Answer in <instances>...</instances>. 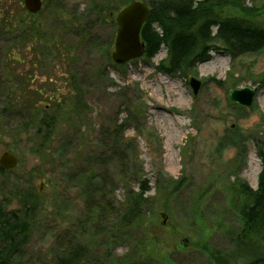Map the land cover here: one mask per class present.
Here are the masks:
<instances>
[{"label":"rangeland","instance_id":"374dc122","mask_svg":"<svg viewBox=\"0 0 264 264\" xmlns=\"http://www.w3.org/2000/svg\"><path fill=\"white\" fill-rule=\"evenodd\" d=\"M17 1L0 3V26L5 25L4 11L10 26L34 21L58 41L59 52L40 63L38 50L18 48L21 39L7 51L10 43H4L0 31L1 84L21 76L27 92L43 94L23 96V105L38 99L41 111L55 108L58 119L44 146L25 134L0 140V154L7 151L18 160L0 177L2 205L18 209L26 192L37 195L26 240L12 264H53L69 240L73 246L94 248L92 262L108 264L107 251L100 253L106 239L90 235L93 224L112 226L117 216H98L91 205L102 200L121 211L142 180L149 185L142 215L121 236L108 240L113 258H130L132 251L144 248L149 259L136 256L133 264H212L203 246L229 249L240 226L232 185L257 187L258 143L264 135V48L237 57L212 51L207 61L174 75L157 68L166 56L164 47L151 59L139 57L118 66L109 57L114 17L129 0H41L40 10L31 14L23 0L18 1L23 9ZM105 2L108 8L97 16L96 6ZM241 8L226 5L215 12L264 27V0H242ZM11 57H20L21 63L10 67ZM190 78L201 82L195 96ZM242 87L255 89L250 106L229 99L231 90ZM52 95L59 106L48 107ZM90 188L97 190L94 199H87ZM185 239L187 246L178 250Z\"/></svg>","mask_w":264,"mask_h":264},{"label":"trees","instance_id":"16d2710c","mask_svg":"<svg viewBox=\"0 0 264 264\" xmlns=\"http://www.w3.org/2000/svg\"><path fill=\"white\" fill-rule=\"evenodd\" d=\"M6 1L8 0H0V3ZM18 1L16 2L17 6L23 9L21 2ZM146 4L149 7V14L140 31L144 43L141 57L145 60L151 59L161 47H164L166 56L160 61L157 68L166 75L185 73L197 63L207 61L212 51L220 50L230 57H237L246 53H256L264 48V27L253 24L244 18L220 17L215 12L216 8L226 5H233L242 10V0H148ZM103 5V7L96 6L99 9L97 16L101 13L100 10L108 8L109 2H105ZM111 13L108 16L112 20ZM3 15L5 25H9L7 31H5V25L0 26L1 36L6 37L4 43H10L7 51L11 46H16L17 40L21 39L20 43L18 42V48L21 50L25 48L31 52L38 50L40 63L45 58L48 59L50 54L53 56L56 50L57 53L59 52L58 41L55 42L54 38L47 37L45 33H42L43 28L40 29L34 21L21 20L22 22L10 26L12 23L8 12L4 11ZM81 32L86 33L85 30H81ZM40 40H42L41 44H39ZM39 49L41 50L39 51ZM9 63L10 67L17 66L21 63V59L19 57L15 60L11 57ZM20 78L21 76L15 75L10 78L9 83L8 80H5L1 84L0 81V96L2 97L0 140L3 135L15 137L25 134L37 146L41 147L48 142L57 124L56 110L49 107L58 105L56 96H54L56 94L49 96L51 100L50 104H47L49 107L47 110L41 111L37 105L38 99L31 101L30 105L24 106L23 96L26 97L29 93L34 94L35 97L43 96V94L40 95V90L27 92L28 86ZM71 80H73V89H76L73 77ZM75 100L80 105L82 100L78 90ZM49 109L50 112H48ZM5 128L7 129L5 130ZM258 146L257 155L261 162V168L257 187L252 189L244 182L232 185V195L236 203L240 226L232 238L230 248L225 251H216L210 250L206 245L203 246V252L207 254L212 264H264V135L259 139ZM4 172L0 170V177ZM147 192H149L148 182L142 180L138 190L127 196L121 211L116 210L109 202L106 203L102 200L99 201L101 206H99V202L91 205V211H98V216L105 217V214L112 215L114 212L117 216V220L112 226L93 224L94 231L90 235L102 236L106 239L107 247L102 248L100 253L103 255L107 251L108 264H133L136 256L138 259H149V255L145 253L146 249L141 248L136 252L132 251V254H129L130 258L125 256L116 260L112 253L110 254L112 245L108 241L121 236V231L124 232L126 227L138 223L137 219L141 217L146 203ZM95 196H97V190L95 188L88 189L87 199H94ZM35 198L37 195H32L29 191L26 192L21 197V207L14 210H6L0 201V264H12V260L20 254L26 240V230L30 225L29 220L34 216L37 206ZM99 199H105V197L100 195ZM194 202L198 208V201ZM91 213L89 212V214ZM93 217L90 216L89 220L94 221ZM72 241H67V245H64L60 252L61 255L59 253L60 256L54 258L53 264H104L102 260V262H92L91 256H93L94 248H89L86 245L81 247L78 244L73 246ZM140 245L143 244L137 245V248ZM98 258H100V254Z\"/></svg>","mask_w":264,"mask_h":264},{"label":"water","instance_id":"95a60500","mask_svg":"<svg viewBox=\"0 0 264 264\" xmlns=\"http://www.w3.org/2000/svg\"><path fill=\"white\" fill-rule=\"evenodd\" d=\"M24 8L28 13H36L42 6L41 0H23ZM149 14L148 6L141 1H131L123 6L115 16L116 35L114 39V49L110 52L111 60L121 66L130 60L141 57L144 51V43L140 36V31ZM201 82L195 78L189 79V86L195 96ZM255 96V89L242 87L233 89L229 93L230 101L240 106H250ZM17 158L10 152L0 154V168L4 170L12 169L17 165ZM164 217V214H162ZM187 246V240H183L181 249Z\"/></svg>","mask_w":264,"mask_h":264},{"label":"flooded vegetation","instance_id":"af4514ba","mask_svg":"<svg viewBox=\"0 0 264 264\" xmlns=\"http://www.w3.org/2000/svg\"><path fill=\"white\" fill-rule=\"evenodd\" d=\"M0 170H1V171H6V170H4V169H2V168H0Z\"/></svg>","mask_w":264,"mask_h":264}]
</instances>
